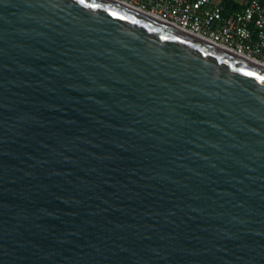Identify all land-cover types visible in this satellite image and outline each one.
Masks as SVG:
<instances>
[{
    "label": "water",
    "instance_id": "1",
    "mask_svg": "<svg viewBox=\"0 0 264 264\" xmlns=\"http://www.w3.org/2000/svg\"><path fill=\"white\" fill-rule=\"evenodd\" d=\"M262 77L115 0H0V264H264Z\"/></svg>",
    "mask_w": 264,
    "mask_h": 264
},
{
    "label": "built area",
    "instance_id": "2",
    "mask_svg": "<svg viewBox=\"0 0 264 264\" xmlns=\"http://www.w3.org/2000/svg\"><path fill=\"white\" fill-rule=\"evenodd\" d=\"M264 66V0H115Z\"/></svg>",
    "mask_w": 264,
    "mask_h": 264
},
{
    "label": "trees",
    "instance_id": "3",
    "mask_svg": "<svg viewBox=\"0 0 264 264\" xmlns=\"http://www.w3.org/2000/svg\"><path fill=\"white\" fill-rule=\"evenodd\" d=\"M227 4L228 5L231 4V6L234 7V8L240 7L238 4L233 3L232 0L228 1Z\"/></svg>",
    "mask_w": 264,
    "mask_h": 264
},
{
    "label": "crops",
    "instance_id": "4",
    "mask_svg": "<svg viewBox=\"0 0 264 264\" xmlns=\"http://www.w3.org/2000/svg\"><path fill=\"white\" fill-rule=\"evenodd\" d=\"M238 1V4L241 5V3H246L248 0H237Z\"/></svg>",
    "mask_w": 264,
    "mask_h": 264
},
{
    "label": "snow or ice",
    "instance_id": "5",
    "mask_svg": "<svg viewBox=\"0 0 264 264\" xmlns=\"http://www.w3.org/2000/svg\"><path fill=\"white\" fill-rule=\"evenodd\" d=\"M80 3H84L85 0H79ZM261 79H264V77H262Z\"/></svg>",
    "mask_w": 264,
    "mask_h": 264
}]
</instances>
